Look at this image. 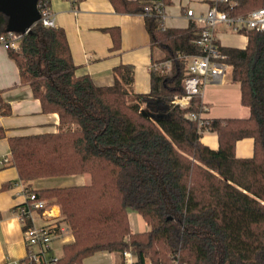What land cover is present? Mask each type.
<instances>
[{
  "label": "trees",
  "instance_id": "1",
  "mask_svg": "<svg viewBox=\"0 0 264 264\" xmlns=\"http://www.w3.org/2000/svg\"><path fill=\"white\" fill-rule=\"evenodd\" d=\"M111 1L119 12L144 13L156 0ZM171 2L163 0L164 6ZM260 7L264 0L222 5L232 15ZM145 16L152 45L162 52L146 93L134 90L129 64L117 66L107 86L78 74L61 27L37 22L17 48L8 49L42 111L58 113L62 126L9 137L0 126L20 179L60 206L55 230L63 224L73 233L55 264H84L99 251L126 249L151 264H264V30L241 29L248 36L245 48L221 47L250 116L206 118L200 128L172 100L184 92L189 57L202 52L196 45L201 28L193 21L166 27L157 13ZM110 31L118 45L119 30ZM9 32L8 17L0 12V34ZM166 60L169 70L157 67ZM202 104L195 97L191 109ZM0 106L2 113L10 112L8 105ZM206 128L217 133V149L201 140ZM246 137L254 139V153L238 157L237 142ZM77 174H89L91 183L32 188L37 179ZM131 211L144 218L148 230H133Z\"/></svg>",
  "mask_w": 264,
  "mask_h": 264
},
{
  "label": "crops",
  "instance_id": "2",
  "mask_svg": "<svg viewBox=\"0 0 264 264\" xmlns=\"http://www.w3.org/2000/svg\"><path fill=\"white\" fill-rule=\"evenodd\" d=\"M49 3L55 26L66 32L78 74H88L97 85L107 86L115 81V68L121 64H129L135 70L134 90L138 93L149 92L150 71L162 57V52L152 45L145 13L119 12L111 0H49ZM208 6L209 0H172L166 6L165 25L187 27L191 22L185 15L187 9L193 8L199 14L205 12ZM111 29L120 32L118 45H115ZM217 34L222 46L245 48L248 43V36L232 25L221 24ZM201 102L206 108V118H247L251 113L250 108L242 104L241 86L233 79L232 68L229 71L227 69L222 81L206 86ZM1 103L10 108L8 114L2 113L0 108V126L6 129L8 137L54 132L62 128L58 113L42 111L41 100L34 96L29 84L21 81L18 65L10 58L8 49L3 45H0V105ZM201 140L213 149L219 147L217 133L208 128L202 130ZM10 153L8 138L0 139V155ZM253 153V138L246 137L237 142L238 157H250ZM73 176L77 185L91 183V176L86 174ZM20 180L18 169L12 165L11 158L5 165H0V264L24 259L28 251L24 227L15 211L25 200ZM4 184L7 186L1 189ZM46 187L53 186L47 185L44 178L35 180L32 185L34 189ZM53 213L54 218L61 215L59 205L55 204ZM131 223L133 230L139 231L135 230L132 219ZM148 229L149 225L146 230ZM71 240L73 238L68 236L63 239V244ZM100 253L112 259V264L117 262L112 255L117 254L119 257L115 252Z\"/></svg>",
  "mask_w": 264,
  "mask_h": 264
},
{
  "label": "built area",
  "instance_id": "3",
  "mask_svg": "<svg viewBox=\"0 0 264 264\" xmlns=\"http://www.w3.org/2000/svg\"><path fill=\"white\" fill-rule=\"evenodd\" d=\"M229 0H209V6L203 13H196L193 8H188L186 16L195 22L201 28V34L196 41V45L202 50L200 54H194L189 57L188 76L185 79L183 94H176L172 102L181 109L188 110L187 118L197 120L202 128L207 124L204 104L198 111L191 109L195 97H202L206 86L213 82L222 81L229 64L226 62L227 55L223 53L221 43L218 40L217 30L221 24L232 25L237 31L241 29L264 30V7L252 10L247 15H232L229 9L222 8V5ZM235 3H229L232 8ZM41 19L45 26H55L54 14L47 2H38ZM144 13L150 15L157 13L161 16L164 26L166 19V6L163 0H156L154 4L147 5ZM25 34L9 32L0 34V45L7 49L17 48ZM180 56H185L180 54ZM157 67L169 70L171 61L160 62ZM11 158L8 155H0V165H5ZM22 195L25 200L16 208V214L24 227V239L28 248L24 259L12 260L6 264H29L30 261L37 264H55L62 254H55L53 251V241L59 237L66 239V228L60 225V231H56L58 225L54 222L53 209L55 204L50 203L46 198L38 197L34 191L26 187L20 180ZM120 260L113 264H151L147 260L142 263L139 257L131 250L126 249L118 253ZM112 264V263H110ZM174 264H179L175 261Z\"/></svg>",
  "mask_w": 264,
  "mask_h": 264
},
{
  "label": "water",
  "instance_id": "4",
  "mask_svg": "<svg viewBox=\"0 0 264 264\" xmlns=\"http://www.w3.org/2000/svg\"><path fill=\"white\" fill-rule=\"evenodd\" d=\"M39 0H0V12L8 17L11 32L27 34L41 19Z\"/></svg>",
  "mask_w": 264,
  "mask_h": 264
},
{
  "label": "rangeland",
  "instance_id": "5",
  "mask_svg": "<svg viewBox=\"0 0 264 264\" xmlns=\"http://www.w3.org/2000/svg\"><path fill=\"white\" fill-rule=\"evenodd\" d=\"M231 70V67L229 66L228 71ZM87 176H90L88 174H86ZM45 182L47 185H51V186H69V185H77L76 184V178L73 175H66V176H54V177H45L44 178ZM49 202H51L52 199L50 198H46ZM130 216L131 219L133 221V226L135 228V230H139V231H144L148 228V224L145 222L144 218L139 215L137 212L135 211H131L130 212ZM66 228L67 225H64ZM66 235L65 237L67 238L69 237H74L73 233L71 231V229L66 230ZM68 235V236H67ZM53 246H54V253L55 254H62L63 253V238H57L53 241ZM115 253H119V252H115ZM119 255V254H118ZM114 256V260L115 261H119L120 260V255L119 257L117 256V254L112 255ZM118 259V260H117ZM113 260L108 258L104 253H100L97 252L87 258L84 259L83 263L84 264H98V263H110ZM150 261V260H149Z\"/></svg>",
  "mask_w": 264,
  "mask_h": 264
}]
</instances>
